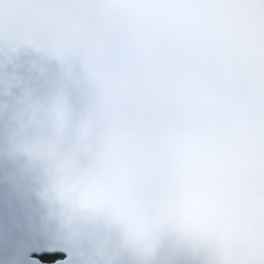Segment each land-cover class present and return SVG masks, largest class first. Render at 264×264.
<instances>
[{"label": "clouds", "instance_id": "9594fccd", "mask_svg": "<svg viewBox=\"0 0 264 264\" xmlns=\"http://www.w3.org/2000/svg\"><path fill=\"white\" fill-rule=\"evenodd\" d=\"M0 197L60 264H264V0H0Z\"/></svg>", "mask_w": 264, "mask_h": 264}, {"label": "water", "instance_id": "95a60500", "mask_svg": "<svg viewBox=\"0 0 264 264\" xmlns=\"http://www.w3.org/2000/svg\"><path fill=\"white\" fill-rule=\"evenodd\" d=\"M52 239L41 231L26 226L8 214L6 197H0V264H35L32 256L52 253L35 252L51 246ZM57 246L61 247L60 244ZM63 258V253H59Z\"/></svg>", "mask_w": 264, "mask_h": 264}, {"label": "snow or ice", "instance_id": "6c2138e0", "mask_svg": "<svg viewBox=\"0 0 264 264\" xmlns=\"http://www.w3.org/2000/svg\"><path fill=\"white\" fill-rule=\"evenodd\" d=\"M8 214L11 216L12 214V209L10 206H8ZM51 246L47 247V248H43L37 252H35L36 254H40V253H52L53 255H45L42 258H37V256H32L33 257V261L35 262V264H40L41 261L44 262H49V264H51V262H57V264H60V261H58L57 257H59V253H61V251L59 250L60 247L57 246L59 243L55 240H52L51 242ZM45 257H49L48 260H45Z\"/></svg>", "mask_w": 264, "mask_h": 264}, {"label": "trees", "instance_id": "16d2710c", "mask_svg": "<svg viewBox=\"0 0 264 264\" xmlns=\"http://www.w3.org/2000/svg\"><path fill=\"white\" fill-rule=\"evenodd\" d=\"M45 255H53V254H45ZM45 255H41V256H39V257H37V258H42L43 256H45ZM60 258H62L61 256H59ZM59 257H57V259L59 258ZM49 259V257H45V260H48Z\"/></svg>", "mask_w": 264, "mask_h": 264}]
</instances>
